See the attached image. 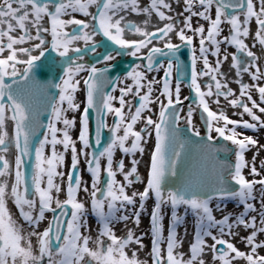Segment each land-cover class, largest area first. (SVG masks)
Wrapping results in <instances>:
<instances>
[{
	"label": "snow or ice",
	"instance_id": "6c2138e0",
	"mask_svg": "<svg viewBox=\"0 0 264 264\" xmlns=\"http://www.w3.org/2000/svg\"><path fill=\"white\" fill-rule=\"evenodd\" d=\"M173 3L179 5L181 0H148L147 4L144 0H0V264H42L45 260L47 264H148L139 256L145 248V235L151 237L147 254L151 264H208L204 259L208 253L211 264H233L240 259L246 264H264V256L259 255L264 241H258L264 234V177L255 179L261 176L256 160L264 144L258 137L237 131L264 130V119L257 115L264 113V69L260 63L264 59V0H182V11L175 16ZM74 13L91 17L92 22L76 19ZM125 13L145 19L131 22ZM153 16L162 26L149 27L147 17ZM45 17L49 27L43 26ZM200 21L206 22L207 28ZM224 24L229 26L228 35H223ZM44 33L51 36L50 44ZM173 33L180 43L171 42ZM129 34L138 39H127ZM97 36L141 63L134 64L122 78L110 79L109 64L121 52L106 50L101 56ZM31 42H35L31 47L25 46ZM80 42L83 47L77 46ZM161 43L162 47L155 46ZM181 47L190 53L187 84L180 76L176 59ZM257 47L259 54L254 51ZM228 48L234 51L229 52ZM46 52L55 53L63 61L59 83L41 85L34 78V69ZM89 53L97 58L95 62H85ZM158 57L166 58L165 62L160 63ZM229 59L238 93L222 71ZM198 62L202 64L199 71ZM20 65L24 67L21 69ZM245 75L251 83L243 82ZM205 77L207 81L201 84ZM129 80L131 83H126ZM109 86L111 92H105L104 88ZM182 86L190 88L195 97V103L188 105L183 117L182 105L191 97L181 98ZM50 88H55L58 96L49 99L44 95L42 110L48 114V123L43 124L31 93L34 89ZM80 91L85 93L84 100L77 102L76 94ZM117 91L119 96L113 95ZM253 92L258 94L259 102L253 99ZM221 99L239 110L233 112L239 120L226 115ZM153 104L158 106L156 119ZM212 104L217 106L215 111ZM197 111L204 117L209 135L208 143H195L209 153L228 151L213 149L214 131L233 146L235 163L219 165L211 181L197 179L189 172L179 185H170L168 177L177 176V161L181 157L176 145L184 147L178 141L177 129L183 119L187 131L200 137L193 123ZM68 112L80 113L75 138L71 132L76 119L68 118ZM91 112L99 116L94 129ZM109 115L113 117L112 124L106 122ZM244 115L250 120H244ZM138 123L143 127L136 130ZM38 128L44 129L43 138L33 145ZM105 132L109 135L107 143L103 140ZM153 134L155 145L146 186L129 194L128 190L141 181L136 155H143L144 145ZM77 144L81 145L79 149ZM93 145L97 151H91ZM46 147L50 150L48 155ZM11 148L15 151L10 153ZM253 149L256 151L248 161L245 154ZM117 151L129 158L127 165L124 158L115 159ZM10 155L14 163H10ZM26 159L32 161L31 173L26 169ZM66 166L67 172L63 171ZM245 168L253 179L245 177ZM260 168H264V161H260ZM118 175L122 181L116 179ZM230 184L235 187H229ZM150 199L154 205L149 214V232L136 235L128 223L139 227ZM228 200L236 201L242 211L217 219L214 212H223L226 205L216 203L214 209L212 202ZM9 201L23 224L14 218ZM165 207L170 208L166 236ZM181 208L184 215L180 214ZM189 212L195 218L194 233L188 251L184 252L179 229ZM89 215L96 221L95 238ZM44 221L47 226L41 231ZM117 224L124 225L126 236L115 235ZM239 228L251 229L247 236L240 237L248 252L231 242L239 235L235 231ZM184 231L186 234L187 229Z\"/></svg>",
	"mask_w": 264,
	"mask_h": 264
},
{
	"label": "rangeland",
	"instance_id": "374dc122",
	"mask_svg": "<svg viewBox=\"0 0 264 264\" xmlns=\"http://www.w3.org/2000/svg\"><path fill=\"white\" fill-rule=\"evenodd\" d=\"M147 2H148V0H144V3H145V4H147ZM182 8H183L182 0H181V3H180L179 5L173 3V12H172V15L175 16L176 13L182 11ZM90 11H91V12H95V8H91ZM72 15H73V17L76 18V19L87 20V21L90 22V23L92 22V21H91V17H87V18H86V17H83L82 15H80L79 13H74V14H72ZM125 15L127 16L128 20L131 21V22L140 23V22H142V21L145 19V17H143V16H135V15H132V14H130V13H125ZM211 15H212L213 18H214V16H215V10H214V9L212 10ZM69 18H70V17H64V19H69ZM147 19L149 20V27H150V28H154V27H157V26H162V22L157 21L156 18H155L154 16H153V17H147ZM193 19H194V18H193ZM202 22H204V21H202ZM43 26H45V27H49V26H50L47 17H45V19H44V21H43ZM204 26H205V28H207V23H206V22H204ZM222 28L224 29V31H223V35H228V34H229V32H228L229 26H228L227 24H224V25H222ZM68 30L71 31L72 29L69 28ZM18 34H19V33H17V35H18ZM43 35H44V38H45V39L49 42V44H50V42H51V36H50L49 34H47V33H44ZM171 37H172V38H171V42L174 43V44H176L177 38H176L175 34L173 33ZM126 38L129 39V40H132V39H138V37H136V36H134V35H131V34H129ZM95 39H96V42H97V44H98V52L101 54V56L105 53L106 50H107V51H110V49H111V45H110V42H109V41H106L102 36H97ZM32 43H35V42H31L29 45H25V46L31 47V44H32ZM77 46H79V47H83V43L80 42V43L77 44ZM223 47H224V46L222 45V49H223ZM228 51H229V52H233L234 49H233V48H228ZM35 54H38V52L35 53ZM145 54H146V50H145ZM4 55L6 56V55H7V52H5ZM73 55H74V54H73ZM47 56H50V57L53 58L54 63H53V65H52V67H53L57 72H59L60 74H62L61 66H62V64H63V61H61V59L58 58V57L55 55V53H51V52H46L45 57L42 58L41 61L45 60ZM25 58H26V57H25ZM96 59H97L96 57H94L91 53H89V54H88V57L86 56V60H85V62H92V61H95ZM210 59H212V58H210ZM119 62H130L131 65H134V64H137V63H141L140 60H136L135 58L130 57V56H128V57L118 56L114 61L110 62L109 66L114 65V64H117V63H119ZM230 63H231V60L229 59V61L223 65L222 71L225 73L227 79L229 80L230 87H231L232 89L236 90L237 93H238V91H239V89H238V85L235 83V75H234V72H233L232 70H230V67H229ZM98 66L103 67V65H98ZM18 67H20V68L22 69L24 66H23V65H20V66H18ZM199 68H200V69L202 68V64H201V63H200V65H199ZM82 75H83V74H82ZM159 75H160V74H159ZM161 75H162V74H161ZM148 78L151 79L152 77L149 76ZM207 79H208V78L205 77L204 80L201 81V84H203L205 81H207ZM130 82H131V81H130ZM243 82H244V83H251L250 78H249L247 75H245V79H243ZM184 83L187 84V82H184ZM261 86H264V82H262ZM121 87H122V85H121ZM157 88H159L158 85H157ZM183 92H185V93H183ZM183 94H185V95H187L188 97H191V98H190L189 100L185 101L184 105H182V107H183L182 117H183L184 113L187 112L188 105H189V104H194V103H195V99L193 98V93L191 92L190 88H188V87H186V86H182V92H181V98H182V99H183ZM113 95L119 96V91H117L116 93H113ZM77 99L79 100V102H82V101H83L81 91L78 92ZM126 99H130V97H129V98H126ZM253 99L256 100L257 102H259L258 94L255 93V92H253ZM221 105L223 106V110L225 111L226 115H227L229 118H231L230 116L233 117V112H234V111H239L238 109L234 110V109L230 108V107L226 104V102H224L222 99H221ZM115 106H116V107H119L118 104H115ZM213 106H214L215 109H217V106H216L215 104H212V105H211V108H212ZM249 106H250V105H249ZM152 108H153V119H156V115H155V114L158 113V106H157L156 104H153V105H152ZM199 113H200V112L197 111V112L194 114L193 123H194V126H196V127L198 128V131L200 132V137H201V138H202V137H207V136L209 135V133L206 132L205 129H204V127H203V125H202V122H201V120H200V118H199ZM68 114L70 115V116H69L70 119L73 118V117H75V119H76V127H75V131L73 132V133L75 134V137H76V135H77L78 132H79V119H80V113H79V112H76V113H73V112H72V113H68ZM145 115H148V113H145ZM257 115H259V116L261 117V119H264V113H259V112H257ZM234 117H235V116H234ZM244 117H245V118H249L247 115H244L243 118H244ZM237 118H238V117H237ZM231 119H233V118H231ZM233 120H234V119H233ZM112 123H113V117H110L109 124H112ZM58 127H61V125H58ZM141 127H143V124H142V123H138V124L135 126V129H136V130H139ZM179 127H180V128H186V127H184V125H181V124H179ZM231 127H232V126H231ZM8 131H9V133L11 134V132H12V125H11V122H9V124H8ZM121 134H122V133H121ZM211 135H212L213 137H217L216 135H214V134H212V133H211ZM153 137H154V134H153L150 138H148V143H147L146 145H144V147H145V152L143 153V155H141V158H140V159H144V160H145V162H144V167H143V169H142V173H141V175H143V176H144V175H148V171H149V168H150V158H149V156H150V153H151V148H152V146H153ZM257 137L259 138L260 143H261V144H264V130H260V133L257 135ZM73 138H74V137H73ZM222 140H223V139H222ZM220 141H221V140H220ZM225 142H226V146L229 148V146H228V144H227V141H225ZM130 143H131V141H129V144H130ZM218 143H219V142H218ZM59 147H60V146H58V149H59ZM80 147H81V146H80L79 144H77V148L79 149ZM92 149H93V148H92ZM230 149H231V148H230ZM61 150H62V149H61ZM14 151H15L14 148H11V149H10V153H11V152H14ZM92 151H93V150H92ZM255 151H256V150L253 149V150H251V151L246 152V154H245V155H246V159L248 160L249 157L253 156V153H254ZM48 154H50V150L47 151V153H46L45 155H48ZM139 155H140V154L137 153L136 157H138ZM231 156H232V155H231ZM231 156H230V157H231ZM122 158H124V157H122ZM9 159H10V163H14V157H13V156L10 155V156H9ZM115 159H116V160H119V159H121V158H117L116 153H115ZM124 159H125V163H126V158H124ZM229 159H230V158H229ZM260 161H264V150H261V151L259 152V155H258L257 160H256L257 164L260 165ZM126 165H127V164H126ZM83 167H84V165H83ZM260 172H261V176H260L259 178L264 177V168H261V169H260ZM118 178H119V175L116 177V179L118 180ZM247 179L250 180L251 177H249V178H247ZM80 194H81V193H80ZM212 207L215 209V205H212ZM238 207H239V209H241V210H239V211L237 212V214H239V212L242 211V206L238 205ZM8 208H9V209L11 210V212L13 213L14 218L17 219L18 222H20L21 224H23V221L21 220V218H20V216H19V213H18L17 209H16L15 206L11 203V201H9V203H8ZM167 208L169 209V207H167ZM237 210H238V209H237ZM214 214L216 215L217 219L221 218V216L224 215V214H221V213L217 214V212H214ZM49 215H50V213H48V216H49ZM181 215H183V214L181 213ZM147 217H148V216H147ZM185 218H186V217H185ZM147 221H148V222H147ZM89 224L92 225L93 228H94V230H93V232H92V236H93V238H95V236L97 235V232H96V230H95V228H96V223H90V222H89ZM144 224H145V226H146V227H145V228H146V231H149V228H150L149 220L146 219V218H144ZM194 224H195V223H191L190 226L187 228V232H186V234L182 235V237H185V239L183 238V240H184V241H185V240L187 241V246H186L185 252L188 251L189 244H190V243L192 242V240H193ZM163 225H164V224H163ZM185 225H186V222H185V224L181 227V230L179 229L180 233H182L183 230H185ZM46 226H47V223H46V221H44V222L40 225V230L43 231V229H44ZM128 226H129V227H132V228L134 229V232H135L136 235H139L140 232H139V233H136L137 227H135L133 224H131V222L128 223ZM164 226H165V225H164ZM25 227H27V226L25 225ZM241 229H243V228H239L238 230H241ZM236 230H237V229H235V231H236ZM249 230H251V229H249ZM114 232H115V235H116L117 237H124V236H126V229L124 228V225H123V224H117V225L115 226ZM144 233H146V232H144ZM166 235H167V233H166ZM166 235H165V236H166ZM226 238H228V237H226ZM33 243L35 244V239H34V238H33ZM208 243L210 244V242H208ZM146 244H147V247H146V248H147V250H148V252H149L150 247H151V237H149V240H147V243H146ZM126 251H127V250H126ZM259 254H261V253H259ZM204 259L206 260V262H208V264H211L210 253H208L207 255H205V256H204ZM44 264H47V261H46V260L44 261ZM150 264H151V263H150ZM216 264H219V262H216ZM233 264H246V262H245L244 260L240 259V260H236V261H234Z\"/></svg>",
	"mask_w": 264,
	"mask_h": 264
},
{
	"label": "water",
	"instance_id": "95a60500",
	"mask_svg": "<svg viewBox=\"0 0 264 264\" xmlns=\"http://www.w3.org/2000/svg\"><path fill=\"white\" fill-rule=\"evenodd\" d=\"M52 2V0H49ZM166 58L158 57L159 62L165 61ZM176 59L179 61L180 69L179 73L184 82H189L190 80V53L187 48L181 47L180 51L177 53ZM95 62V61H92ZM54 60L52 57L47 56L45 60L38 62V67L34 69V78L41 85H49L52 83H59L58 72L52 67ZM110 72L107 74L110 79L118 80L122 75H124L131 67L130 62H119L117 64L111 65ZM176 75V70H175ZM9 83L11 81H8ZM105 92H111V87L104 88ZM47 95L51 99L54 95L58 96V92L55 88L45 89L44 91L33 90L31 93V98L33 100L34 107L40 111L39 119L43 124L48 123V114L44 112L43 103L44 95ZM193 98L194 94H193ZM50 111V110H49ZM91 126L94 129L97 119L99 118L96 112L90 113ZM199 118L206 132L207 126L204 122V117L199 113ZM178 141L184 144L181 149L179 143L176 145L178 151H181V157L177 161V176H169L168 181L170 185H179L181 181L186 177V175L191 172L195 175L197 179H203L206 181H211L219 171V165L222 164H233L230 161V156L233 154V150L226 146V142L221 140L219 143H213V149L225 148L228 151H212L211 153L202 151L200 145L195 143L196 141H203V143H208L207 137H193L187 128L178 127ZM44 129L38 128L36 134L32 139V144L35 145L39 142L41 136L43 135ZM105 142V133L103 136ZM93 150L97 151L95 145H93ZM170 151V149H169ZM30 159L25 160L26 169L31 173ZM229 187H235L234 185H228ZM56 241H53V245Z\"/></svg>",
	"mask_w": 264,
	"mask_h": 264
},
{
	"label": "bare ground",
	"instance_id": "6f19581e",
	"mask_svg": "<svg viewBox=\"0 0 264 264\" xmlns=\"http://www.w3.org/2000/svg\"><path fill=\"white\" fill-rule=\"evenodd\" d=\"M200 23H202V24H204V22H202V21H200ZM193 26L195 27L196 26V18H194L193 19ZM251 30L254 32L255 30H256V24H255V22H254V20L251 22ZM189 35H191V33H189ZM172 36V35H171ZM172 38V37H171ZM248 43H249V45H251V43H252V40L251 39H249L248 41H247ZM178 43H180V41L177 39V41H176V44H178ZM194 43L196 44V46H197V49H198V40H196V41H194ZM110 45H111V49H110V51H113V50H115V52H121V54L120 55H117L116 56V58L118 57V56H122V57H128L127 55H124L123 53H122V51L121 50H119V49H116L115 48V46L114 45H112L111 43H110ZM155 46H158V47H162V43L161 44H158V45H155ZM254 51H256L258 54L260 53V49H259V47H257L256 49H254ZM87 57H88V55H87ZM165 61H163V62H160V63H164ZM227 63V62H226ZM261 67H262V69H264V59H262L261 60ZM199 65H200V63L198 62V64H197V70L199 71L200 70V68H199ZM132 66H134V65H131V67ZM130 67V68H131ZM231 70V69H230ZM162 74V72L160 73V75ZM58 75L60 76V75H62V74H60L59 72H58ZM83 75H86V74H83ZM125 75V74H124ZM124 75H122L120 78H122ZM173 75H174V77H175V69H174V72H173ZM119 78V79H120ZM243 79H245V76L243 77ZM126 83H131L130 82V80L129 81H126ZM121 86V85H120ZM123 86V85H122ZM81 93H82V98H83V100H84V95H85V93L83 92V91H81ZM183 93H185V92H183ZM77 96H78V93L76 94V98H77ZM185 96H187V95H185V94H183V97H185ZM77 102H79V100L77 99ZM115 103V102H114ZM83 106V105H82ZM212 109L215 111L216 109L214 108V106L212 107ZM125 111H127V109H125ZM68 113H72V112H68ZM67 113V116H68V118H69V114ZM181 116H182V113H181ZM235 115H233V117L232 116H230L231 118H233L234 120H239L240 119V117L239 116H235ZM110 117H112L111 115H109V116H107L106 117V122L109 124V121H110ZM238 117V118H237ZM90 119H91V117H90ZM244 120H246V121H248V120H250V118H243ZM180 124L181 125H184V127H186L187 128V125L183 122V119L181 120V122H180ZM58 126V125H57ZM62 126V125H61ZM195 128L198 130V128L195 126ZM229 128H231V125H229ZM75 131V129L71 132V135L75 138V134L73 133ZM237 131L238 132H241V133H243L244 135H246V136H252V137H257V135L260 133V131H258V132H252V131H250V130H245V129H243V128H238L237 129ZM212 134H214V135H216L217 136V134L213 131L212 132ZM43 138V135L41 136V138L40 139H42ZM108 139H109V135H108V133L107 132H105V143H107V141H108ZM220 140H222L221 138H219L218 136L217 137H215V140H214V142L215 143H218V142H220ZM227 144H228V146H229V148H231L232 150H233V154H232V156L230 157V161L234 164L235 163V156H234V149H233V146L230 144V142H227ZM80 145V144H79ZM154 145H155V136L153 137V146H152V148H151V153H152V151L154 150ZM81 146V145H80ZM93 149H91V151H92ZM47 151H49V148L48 147H46L45 148V154L47 153ZM94 151V150H93ZM151 153H150V156H149V158L151 157ZM116 156H117V158H122V154L119 152V151H117L116 152ZM141 158V154L138 156V157H136V159L139 161V163H138V174H139V176H140V178H141V181L140 182H138V183H136V184H134L133 185V187L131 188V189H129L128 191H129V194H131V192L132 191H142L143 190V188L146 186V181H147V175H141V173H142V169H143V167H144V162H145V160L144 159H140ZM128 159L129 158H126V164H128ZM251 159H252V156L251 157H249V159H248V161H251ZM68 163H70V153L68 154ZM256 166H257V168L260 170L261 168H260V165L259 164H257V162H256ZM80 167L81 168H83V162H81V165H80ZM149 170H150V168H149ZM63 171H65V172H67V166L63 169ZM149 172V171H148ZM243 174L245 175V177L246 178H249V177H251V179H253L254 177H252V176H250L249 175V170L247 169V168H245L244 170H243ZM85 179H88V176L85 174ZM122 176H119V178H118V181H122ZM250 179V180H251ZM255 179H259V177H255ZM80 197L81 198H83V193H81L80 194ZM65 198V196H64V194L62 193L61 195H60V199L61 200H63ZM85 203H86V207L88 206V203H87V201H85ZM216 203H222V207H224L225 205H226V207H224V211L223 212H218L217 211V214H219V213H221V214H227V213H232L233 214V216H235V215H237V212L239 211V210H241V209H239V207H238V203L236 202V201H233V200H228V201H223V202H220V201H213L212 202V205H216ZM153 205H154V200L153 199H150V200H148L147 202H146V211L144 212V213H142V215H141V222H140V225H139V227H137V230H136V233H139V235L141 234V233H144V232H146V233H148L149 231H146V226H145V224H144V218H146V219H148L149 220V214H150V212H151V209H152V207H153ZM211 205V206H212ZM238 209V210H237ZM180 214L182 213L183 215H184V209L183 208H181L180 210ZM164 212H165V219H164V221H163V224L165 225L164 226V235H166V233H167V229H168V225H169V216H170V208L168 209L167 207H165L164 208ZM240 213V212H239ZM48 215V214H47ZM51 213H50V215H49V217H51ZM148 216V217H147ZM89 222L90 223H96V221H95V218L94 217H92L91 215H89ZM148 222V221H147ZM185 222H186V225H185V229H187L189 226H190V224L191 223H195V218L193 217V215L191 214V212H189L188 214H187V216H186V218H185V221H184V224H185ZM46 223H47V221H46ZM183 224V225H184ZM180 230H181V228H180ZM236 231H238V233H239V235H237V236H235V237H233L232 239H231V242L239 249V250H241V251H244V252H248L249 251V249L248 248H246V246H245V243L244 242H242L241 241V239H240V237H244V236H247L248 234H249V232L251 231V230H248V231H245L244 229H241V230H236ZM185 234V231L183 230V232L181 233V236L182 235H184ZM149 235H145L144 236V239H143V243H144V245H145V248H144V250L143 251H141L140 253H139V256H140V258L141 259H144V260H148V264H150L151 263V261H150V259H148V256H147V254H148V250H147V240H149ZM184 239H185V237H183ZM225 239H228V238H226V237H224ZM258 241H264V234H261L259 237H258ZM208 242H210L211 243V240H209ZM91 246V245H90ZM186 246H187V241L185 240H183V248L181 249V251H184L185 252V249H186ZM131 247H136L135 245H132ZM259 253H261V254H259V255H262V256H264V248H261V249H259ZM129 255H131V253L129 252L128 253ZM210 259H211V254H210ZM42 264H44V261L42 262Z\"/></svg>",
	"mask_w": 264,
	"mask_h": 264
}]
</instances>
